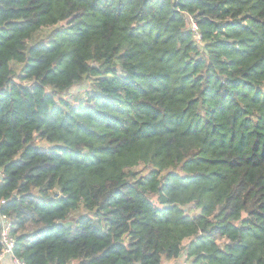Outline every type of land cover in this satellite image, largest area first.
Masks as SVG:
<instances>
[{
	"label": "trees",
	"instance_id": "1",
	"mask_svg": "<svg viewBox=\"0 0 264 264\" xmlns=\"http://www.w3.org/2000/svg\"><path fill=\"white\" fill-rule=\"evenodd\" d=\"M0 174L28 264H264V0H0Z\"/></svg>",
	"mask_w": 264,
	"mask_h": 264
},
{
	"label": "rangeland",
	"instance_id": "2",
	"mask_svg": "<svg viewBox=\"0 0 264 264\" xmlns=\"http://www.w3.org/2000/svg\"><path fill=\"white\" fill-rule=\"evenodd\" d=\"M191 22V21H189ZM65 24V22H61L60 24H58L56 27ZM55 29V27L53 26H48V27H44L41 30H39L32 38V40L30 41L31 44L37 43L41 40H47L49 37V34ZM198 39V37H197ZM23 64H17L15 65V69L17 71V74H19L22 70ZM17 82L19 81V78L16 77L15 79ZM91 79H86L82 84L77 85L76 87H74L70 93H69V97L71 99V101L73 100L74 96H76L77 94L86 91L90 84H91ZM27 81H24V83H26ZM37 145L41 148H54L56 147V145L54 143H50L48 141L45 140H41L38 139L37 140ZM138 169H141L142 171H146V168L144 167V165H140L138 166ZM56 193H60L59 190H55ZM54 193V192H53ZM152 199L154 202L157 203V199L158 196L152 195ZM186 211H188V209H185ZM83 213H87V210L83 209V208H79L77 211L73 212L65 221H63V224L66 226H73L76 222V219L82 215ZM197 213L196 209H191L189 211L190 215H195ZM190 242V240H185L184 244L187 245ZM192 259H190L188 257L187 252L185 251L183 253V255L179 258V259H172V260H168V259H163V264H191ZM72 264H78V261H74Z\"/></svg>",
	"mask_w": 264,
	"mask_h": 264
},
{
	"label": "built area",
	"instance_id": "3",
	"mask_svg": "<svg viewBox=\"0 0 264 264\" xmlns=\"http://www.w3.org/2000/svg\"><path fill=\"white\" fill-rule=\"evenodd\" d=\"M187 21L189 23V25L191 24V27L193 30H197V24L194 21V18L190 15L187 16ZM191 21V22H189ZM196 33H198L197 31H195ZM29 82H27L26 84H28ZM4 177V174H0V177ZM6 200H0V204H5ZM0 220L3 224V229H2V250L0 252V264L2 262V260L4 259V257L6 256H10L13 260L14 264H28L27 262H25L24 260H21L19 258H17L14 254V249H15V245H16V238L12 235V229H13V221L11 219V217L5 213H1L0 212Z\"/></svg>",
	"mask_w": 264,
	"mask_h": 264
},
{
	"label": "crops",
	"instance_id": "4",
	"mask_svg": "<svg viewBox=\"0 0 264 264\" xmlns=\"http://www.w3.org/2000/svg\"><path fill=\"white\" fill-rule=\"evenodd\" d=\"M74 262V261H73ZM71 262V264L73 263ZM1 264H14L13 260L10 256H6L4 257V259L2 260Z\"/></svg>",
	"mask_w": 264,
	"mask_h": 264
}]
</instances>
